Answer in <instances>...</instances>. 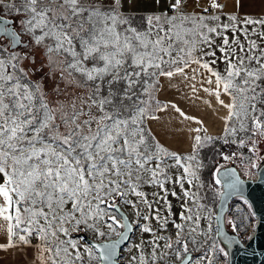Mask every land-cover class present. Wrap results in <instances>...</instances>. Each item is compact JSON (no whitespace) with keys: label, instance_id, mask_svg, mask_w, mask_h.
<instances>
[{"label":"snow or ice","instance_id":"obj_1","mask_svg":"<svg viewBox=\"0 0 264 264\" xmlns=\"http://www.w3.org/2000/svg\"><path fill=\"white\" fill-rule=\"evenodd\" d=\"M177 79L218 132L159 98ZM262 143L264 0H0V250L17 264H226L264 227L246 188ZM233 198L246 211L225 223Z\"/></svg>","mask_w":264,"mask_h":264},{"label":"crops","instance_id":"obj_2","mask_svg":"<svg viewBox=\"0 0 264 264\" xmlns=\"http://www.w3.org/2000/svg\"><path fill=\"white\" fill-rule=\"evenodd\" d=\"M206 3L207 0H201V4H206ZM227 10H233L231 2L229 3V9ZM243 11L258 13L260 11V8L259 6L245 7ZM172 85H176V87H173ZM179 88H183V85L179 83L178 79L174 80L171 85L168 84L167 82H164L162 91L159 94V98L161 100H173L177 102L178 105L183 110H185L187 114L196 116L204 120L205 125L209 128L210 132H212L213 134L218 132L220 127L222 126L221 122L218 119V116L214 114L211 109H207L206 106L201 105L198 101L193 103L192 101L185 100L183 94L180 91H178ZM185 91H187V89H185ZM201 95L204 94L201 93ZM223 114L224 112L221 111L220 115ZM160 115L164 117L163 124L167 128L168 133H170L166 138H162V142L166 143L169 147H171L172 149L178 152L189 151L186 135L180 134V128H183L184 125H180L179 127H173V125L177 123L176 121L171 120V118L167 114H160ZM185 124L190 125L191 127H196V125L192 122H185ZM171 133H176V135H171ZM89 238L91 239L90 236ZM21 259L22 258L14 250H8L7 252L0 250V264H17V261ZM23 259H26V257H24Z\"/></svg>","mask_w":264,"mask_h":264},{"label":"water","instance_id":"obj_3","mask_svg":"<svg viewBox=\"0 0 264 264\" xmlns=\"http://www.w3.org/2000/svg\"><path fill=\"white\" fill-rule=\"evenodd\" d=\"M262 156H264V154ZM259 164H260L259 172L264 173V160L259 161ZM227 166L236 167V165L231 163H229ZM237 171L239 172V169H237ZM240 174L242 178L248 179V177L243 176V173ZM255 179H256L255 176L251 178V180H255ZM246 188H250L251 190V200L253 206L255 207V209H252V211H255L257 213V216L264 217V185L250 182L249 185H246ZM232 201L234 202V200L228 201L229 212ZM218 211L219 209L217 208V212ZM229 232H231L230 227H229ZM85 238L90 239L89 237H85ZM227 264H232V263L227 260ZM234 264H264V227H261L259 229L258 239L254 243H251V246L247 248V250L241 251V253L238 255L236 263L234 262Z\"/></svg>","mask_w":264,"mask_h":264},{"label":"rangeland","instance_id":"obj_4","mask_svg":"<svg viewBox=\"0 0 264 264\" xmlns=\"http://www.w3.org/2000/svg\"><path fill=\"white\" fill-rule=\"evenodd\" d=\"M261 149H264V143L261 144ZM234 150H235V146H233L232 148H225L224 149V151L226 153L231 152V151H234ZM244 151H245V154L246 155H250L249 153H247L246 150H244ZM263 154H264V151H261V155H263ZM217 159H219V158H217ZM220 162L221 163H224V161H222V160ZM209 164H211V157H209ZM202 179L205 180L206 184L207 183H212L214 185V180H212L211 174H210V172L207 169L204 170L203 175H202ZM148 191H152V189H148ZM207 195L209 197H211L212 193L209 191L207 193ZM169 199H173V198L172 197H169ZM231 200H234V202L232 201L231 206H233V205H235L237 203V201H236L235 198H233ZM173 202L175 203L174 200H173ZM231 206H230V212H229V208L228 207L225 209V213H224V215H225V223H226V219L229 216L232 217V218H234V219H236L237 222H239L240 216L244 215V213L246 211V206H243L242 205L241 206V209H236L235 207H231ZM252 209H255V207L253 206ZM216 211H217V209H216ZM226 230L229 232V227ZM222 246H224V245H222ZM228 251H229V257L227 258V260L229 262H231L232 264H234V262L236 263L237 258H238V255L241 253L242 250L234 247L232 249H228ZM125 252H127V249H125ZM226 264H227V262H226Z\"/></svg>","mask_w":264,"mask_h":264},{"label":"built area","instance_id":"obj_5","mask_svg":"<svg viewBox=\"0 0 264 264\" xmlns=\"http://www.w3.org/2000/svg\"><path fill=\"white\" fill-rule=\"evenodd\" d=\"M251 233V229H249V234ZM245 243H247V241H245Z\"/></svg>","mask_w":264,"mask_h":264}]
</instances>
